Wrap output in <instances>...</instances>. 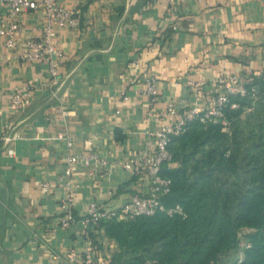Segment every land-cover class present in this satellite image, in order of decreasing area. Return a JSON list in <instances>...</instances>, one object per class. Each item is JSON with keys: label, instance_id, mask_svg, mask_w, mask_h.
Wrapping results in <instances>:
<instances>
[{"label": "crops", "instance_id": "crops-1", "mask_svg": "<svg viewBox=\"0 0 264 264\" xmlns=\"http://www.w3.org/2000/svg\"><path fill=\"white\" fill-rule=\"evenodd\" d=\"M56 1L82 11L79 28L57 29L64 52L58 78L41 62L0 67V136L10 138L0 146V264H57L56 257L93 248L97 261L111 260L117 242L82 219L93 202L114 210L148 192L147 178H132L122 163L144 151L148 132L170 121L168 104L203 105L218 77L264 74V0ZM43 24V11L23 17L18 51ZM8 53L0 45V57ZM200 78L205 84L196 94L187 82ZM150 79L157 81L156 102L145 93ZM27 86L32 105L13 113L11 93ZM60 133L74 138L72 148ZM86 141L107 164L74 167L78 222L63 228L65 158ZM237 259L230 251L222 263Z\"/></svg>", "mask_w": 264, "mask_h": 264}, {"label": "trees", "instance_id": "trees-1", "mask_svg": "<svg viewBox=\"0 0 264 264\" xmlns=\"http://www.w3.org/2000/svg\"><path fill=\"white\" fill-rule=\"evenodd\" d=\"M247 80L259 100L234 98L240 106L227 111L231 135L196 121L170 145L177 165L163 167L173 182L165 203L181 205L186 218L158 213L103 223L119 245L110 264H222L245 228L252 247L234 264H264V74Z\"/></svg>", "mask_w": 264, "mask_h": 264}, {"label": "built area", "instance_id": "built-area-1", "mask_svg": "<svg viewBox=\"0 0 264 264\" xmlns=\"http://www.w3.org/2000/svg\"><path fill=\"white\" fill-rule=\"evenodd\" d=\"M174 0H172L173 2ZM35 11H43L44 24L39 37H30L25 42V49L18 51L20 46L19 36L23 32V17ZM82 22V11L80 8L68 9L57 3L56 0H0V45L9 53L0 57V67L17 61L25 64L41 62L48 67L53 79L59 76V62L64 57V52L57 42V29H77ZM180 23L174 24L173 29L177 30ZM217 90L211 93L203 105L191 108H180L175 102L168 104V116L170 121L162 123L156 130L147 133L145 149L136 156L122 163L124 170L132 177H146L149 183L147 193L136 194L131 197L119 209H106L96 202L90 204L87 214L82 219L85 226L99 228L103 223L111 221H134L140 217H152L158 213L170 217L180 215L186 218V213L181 205L168 207L165 198L172 191V179L162 175L163 167L176 166L174 157L170 151L173 140L180 138L187 133L189 125L193 122H200L203 125L220 124L226 132L231 135V122L228 119L227 111L236 110L239 104L234 98H250L254 102L259 99L255 88L248 86L246 78L236 75L220 76L215 80ZM205 82L203 79L190 80L187 86L194 93H199ZM145 93L150 97L151 102L158 99V85L155 79L147 82ZM125 94V92L123 93ZM125 99L127 96L125 95ZM33 102V87L27 86L24 90H15L10 95V110L13 113H20L30 107ZM60 139L67 142L69 148L74 146V138L65 133L59 134ZM10 141L9 137L0 136L1 143ZM92 142L86 141L84 150L80 153L69 155L65 158L67 196L61 202V226L70 228L77 224L78 218L73 207V192L69 178L72 176L74 167L83 165L89 167L94 164L106 165L107 162L100 160L97 153L92 149ZM44 193L49 194V184L42 185ZM253 231L245 228L240 233V241L234 251L237 255V262L244 260L245 252L252 247L248 236ZM94 248L87 250L83 255L71 251L65 258L56 257L57 264H110L108 258L99 261L95 258Z\"/></svg>", "mask_w": 264, "mask_h": 264}, {"label": "rangeland", "instance_id": "rangeland-1", "mask_svg": "<svg viewBox=\"0 0 264 264\" xmlns=\"http://www.w3.org/2000/svg\"><path fill=\"white\" fill-rule=\"evenodd\" d=\"M257 102V101H256ZM254 105H255V102H254ZM250 114V112H247V113H245L244 115H243V120H246V118H247V116ZM222 264H224V263H222Z\"/></svg>", "mask_w": 264, "mask_h": 264}]
</instances>
